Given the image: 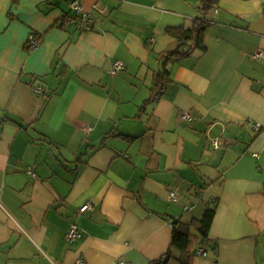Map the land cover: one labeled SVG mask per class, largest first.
I'll return each instance as SVG.
<instances>
[{"label":"crops","instance_id":"1","mask_svg":"<svg viewBox=\"0 0 264 264\" xmlns=\"http://www.w3.org/2000/svg\"><path fill=\"white\" fill-rule=\"evenodd\" d=\"M70 1L0 0V264H181L176 223L190 264H264V0H220L160 95L200 0H81L88 31Z\"/></svg>","mask_w":264,"mask_h":264},{"label":"trees","instance_id":"2","mask_svg":"<svg viewBox=\"0 0 264 264\" xmlns=\"http://www.w3.org/2000/svg\"><path fill=\"white\" fill-rule=\"evenodd\" d=\"M219 1L220 0H200L201 9L197 19L196 28L190 30L182 28L170 29V32H173L172 30H181L178 32L181 35L179 38L181 41L177 44L175 49L162 53L159 56L160 61L162 62V69L158 72L154 80L153 89L154 92H156V95H160L166 88L167 84L171 82V79L169 78L170 72L167 67L168 64L180 61L194 48L205 49L203 44V34L206 28L212 23V20L208 19V15H211V13L217 9L216 6ZM214 214L215 210L208 207L204 218L198 223V225L195 222L192 223V225L196 224L198 226L197 230L204 239H207V232L210 229ZM173 228V237L169 253L173 252V249L180 251L182 253V257L177 262H181V264H190V253L188 248L191 244V238L193 235L190 232H186L179 223H176ZM186 228L188 230L190 229V227ZM152 264H172V261L164 263L162 260H158L154 261Z\"/></svg>","mask_w":264,"mask_h":264},{"label":"built area","instance_id":"3","mask_svg":"<svg viewBox=\"0 0 264 264\" xmlns=\"http://www.w3.org/2000/svg\"><path fill=\"white\" fill-rule=\"evenodd\" d=\"M70 6L71 8L76 11L78 14L82 15V19L80 22H76V20L72 19L70 20L71 23L73 24H77L78 28L83 29L85 31H88L91 29L92 25H93V19L90 17V15L84 10L83 5L81 0H71L70 1ZM217 12V10H216ZM86 21V23H85ZM39 43V38H37L36 36H30L29 42H28V46L30 48H34L38 45ZM263 54L262 52H258L257 53V57H261ZM124 69V65L121 62H115L114 67H113V73L116 74L120 71H122ZM36 92L41 94L42 89L41 88H36ZM182 118L183 119H191L192 116L190 114L184 113L182 114ZM259 126L258 125H254V129L255 130H259ZM219 145V143L214 142L213 146L215 148H217ZM30 173H33L32 170L29 171ZM170 198L171 199H176V192H170ZM90 208V205H85L84 207L81 208V211L84 212L87 209ZM81 233H80V229L78 228L77 225L73 224L69 227L68 230V234L67 237L68 239H70L71 241L77 240L78 238H80ZM204 254V253H202ZM79 264H84L83 262H79Z\"/></svg>","mask_w":264,"mask_h":264},{"label":"water","instance_id":"4","mask_svg":"<svg viewBox=\"0 0 264 264\" xmlns=\"http://www.w3.org/2000/svg\"><path fill=\"white\" fill-rule=\"evenodd\" d=\"M212 247V246H211Z\"/></svg>","mask_w":264,"mask_h":264}]
</instances>
